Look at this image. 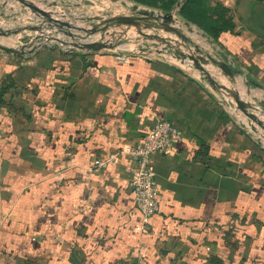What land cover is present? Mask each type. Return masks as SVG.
<instances>
[{
  "label": "crops",
  "instance_id": "crops-1",
  "mask_svg": "<svg viewBox=\"0 0 264 264\" xmlns=\"http://www.w3.org/2000/svg\"><path fill=\"white\" fill-rule=\"evenodd\" d=\"M211 4L235 34L188 37L236 70L225 79L264 119V0ZM110 31L115 51L0 53V264H264L261 134L173 52ZM157 120L182 137L154 157L160 211L146 218L122 150Z\"/></svg>",
  "mask_w": 264,
  "mask_h": 264
},
{
  "label": "water",
  "instance_id": "water-1",
  "mask_svg": "<svg viewBox=\"0 0 264 264\" xmlns=\"http://www.w3.org/2000/svg\"><path fill=\"white\" fill-rule=\"evenodd\" d=\"M22 7L29 9L36 18L40 19L42 23L24 27V29H18L12 31L9 29L0 28V37H8L12 34L22 33L25 29L36 31L39 36L27 46L20 49L7 47L0 44V51L9 54H24L26 52L32 53L35 51V43L37 40L45 38L48 41H52L64 46H68L71 50L91 51L98 52L102 50L115 51L119 44L115 42L113 38L118 35L110 29L117 28L124 34L129 31L130 28H134L141 38V41L148 39L155 40L162 45L160 52L171 51L175 57L182 63L186 60L190 62L192 68L199 72L202 80L208 83L213 91L221 93L224 100L233 108L240 111L245 118L251 122V129L256 130L257 126L261 131V136L264 139V119L261 118L260 110L251 102L246 101L240 94L239 90L225 85L216 79L209 69V66L218 68L224 76L230 81L235 80L237 72L227 62L215 59L209 54H203L200 47L195 46L191 39L183 33L181 27H179L180 20L178 19V11L182 6L181 3H177L176 6L169 13H163L161 11L149 8H141L139 5L124 4L127 9H130L131 13L115 15L109 18L104 17H90L87 20L85 18H77L79 20H85L89 22L92 27L85 28L76 25L72 21L59 19L67 17L65 12H56L52 10H44L29 0H12ZM3 5H7L4 2ZM2 6H0L1 9ZM0 13V18H1ZM98 22V24H94ZM188 25V22H185ZM54 31L53 34L63 33L70 38V41H64L59 39L53 34H47V31ZM144 30L150 31V33ZM162 32L164 35H162ZM100 33L102 38L99 40H90V36ZM205 35V34H204ZM106 36H110V39H106ZM173 36H177L181 42L177 41ZM139 48L138 51H142Z\"/></svg>",
  "mask_w": 264,
  "mask_h": 264
},
{
  "label": "rangeland",
  "instance_id": "rangeland-1",
  "mask_svg": "<svg viewBox=\"0 0 264 264\" xmlns=\"http://www.w3.org/2000/svg\"><path fill=\"white\" fill-rule=\"evenodd\" d=\"M34 2L35 4H37L39 7H41L44 10H52L54 11L55 9H61L64 7H70L72 12L75 10L76 14L74 16H67L65 18L68 19V21H72L73 23H75L78 26H82L85 28H91L92 25L85 21V20H79L77 18H85L86 20L90 17H104V18H109L111 16H115V15H122V14H128L131 13L130 9H127L126 6H124V4H128V5H135L136 3L130 1V0H29ZM4 2H7V5H3ZM183 2L182 0H179V3ZM212 3V0H211ZM137 5V4H136ZM0 6H2V10H1V18H0V28H4V29H9L12 31H16L18 29H24V27H28V26H34L37 24L42 23L40 19L39 21L38 18H36L34 16V14L29 10L26 9L24 7H22V5H20L19 3L12 1V0H0ZM141 8H147V7H143L140 6ZM63 11V9H62ZM60 11V12H62ZM80 13V14H79ZM60 16V15H59ZM58 16V17H59ZM179 17V16H178ZM179 19V18H178ZM180 20V19H179ZM182 24H179V27H181V29L183 30V33L186 36H190L192 38V40L194 41V28L196 29V31H198V34L203 37H205V35L203 33H201V30H199L198 28H196L194 25L188 24L186 25L185 22H181ZM94 24H98V22H94ZM129 31L131 32V36L129 38H125L124 40L126 41V43H129L128 41H131L133 39H137V46L139 48H146L148 51L157 49L158 47L162 46L161 44H159L157 41L155 40H146V41H141L140 36L138 35V33L136 32V30L134 28H130ZM147 33H150V31L144 30ZM47 34H53L54 31H47ZM164 33L162 32V35ZM56 37H58L57 33L53 34ZM134 35V36H133ZM39 36V33L36 31H31V30H27L25 29L24 31H22V33L19 34H12L8 37H0V44L7 46V47H12L15 49H20L24 46L29 45L35 37ZM65 36V35H64ZM133 36V37H132ZM98 38L101 39L102 38V34L97 33L94 35L90 36V40H93L94 38ZM174 38L177 39V41L181 42V40L177 37V36H173ZM202 37V38H203ZM59 39H62L64 41H70V39L68 38V40L61 37H58ZM106 39H110V36H106ZM49 43H55L52 41H48L45 38L37 40L35 43V47H41L42 45H50ZM208 43H212L211 41H208ZM56 45L58 43H55ZM141 44V45H140ZM145 47H144V46ZM1 54H6V52L0 51ZM220 59V57H218ZM190 64V62L188 60L185 61V63L183 64ZM179 65H181L179 63ZM213 68V67H211ZM238 70V68H236ZM215 70V71H214ZM220 74V77L225 79L224 75L222 74V72L218 69V68H213L212 72ZM212 73V74H213ZM226 80V79H225ZM226 83L228 86L230 87H234V85H232V83L227 79ZM236 88V87H234ZM237 89V88H236ZM217 95H221V93L219 92H215ZM221 98L222 95L220 96ZM241 113V112H240ZM241 115H243L241 113ZM245 121H247V127H248V131L251 130V122L245 118ZM256 130H253L257 133H262V131L257 127Z\"/></svg>",
  "mask_w": 264,
  "mask_h": 264
},
{
  "label": "built area",
  "instance_id": "built-area-1",
  "mask_svg": "<svg viewBox=\"0 0 264 264\" xmlns=\"http://www.w3.org/2000/svg\"><path fill=\"white\" fill-rule=\"evenodd\" d=\"M117 59L122 62L128 60L125 55H118ZM181 137V131L170 121L157 120L138 143L122 150V154L136 166L130 186L135 206L146 218L160 211V194L155 180L156 173L152 168L154 157L170 153Z\"/></svg>",
  "mask_w": 264,
  "mask_h": 264
},
{
  "label": "trees",
  "instance_id": "trees-1",
  "mask_svg": "<svg viewBox=\"0 0 264 264\" xmlns=\"http://www.w3.org/2000/svg\"><path fill=\"white\" fill-rule=\"evenodd\" d=\"M138 5L169 13L179 0H130ZM179 16L184 21L195 25L204 34L220 43L224 33L235 34V25L230 11L221 4L212 5L211 0H182Z\"/></svg>",
  "mask_w": 264,
  "mask_h": 264
}]
</instances>
